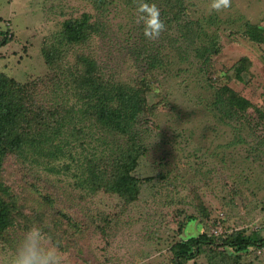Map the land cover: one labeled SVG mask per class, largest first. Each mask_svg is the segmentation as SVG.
Masks as SVG:
<instances>
[{"label":"rangeland","instance_id":"obj_1","mask_svg":"<svg viewBox=\"0 0 264 264\" xmlns=\"http://www.w3.org/2000/svg\"><path fill=\"white\" fill-rule=\"evenodd\" d=\"M198 1L203 8L197 14L200 42L210 48L213 38L218 44L216 52L203 54L209 57L204 65V58L192 54L193 32L179 34L188 28L183 20L168 22L166 17L159 41H148L135 23L138 0H0V30L9 37L0 46V72L24 87L27 116L52 125L42 110L78 100L71 77L83 69L77 66L80 55L95 58L110 81L148 82L151 109L139 125L146 142L134 174L142 182L131 201L92 189L86 179L75 180L87 160L101 158L100 165L109 164L104 142H91L89 133L75 131L74 142L65 148L72 155L60 160L32 154L34 162L5 157L0 180L24 216L15 230H8V241L0 238V264H11L18 240L31 227L42 229L46 245L58 250L62 264H173L169 247L179 238L239 229L264 236V0H232L220 13L210 11L211 0ZM212 12L216 22L206 24ZM83 14L90 15L88 23L97 30L83 42L62 39L64 20ZM248 25L259 26V33L246 31ZM192 28H197L194 23ZM257 34L258 41L251 39ZM134 43L142 48L141 56L157 59L154 67L138 64ZM43 46L59 50L54 70L42 59ZM242 57L249 61L238 78L234 65ZM48 75L56 85L51 94L44 83ZM223 84L254 106L227 124L204 102ZM231 125L240 128V137ZM48 163L56 165L54 172L47 170ZM188 216L194 219L187 222ZM244 260L264 264V248H251ZM186 264L218 261L200 254Z\"/></svg>","mask_w":264,"mask_h":264},{"label":"trees","instance_id":"obj_2","mask_svg":"<svg viewBox=\"0 0 264 264\" xmlns=\"http://www.w3.org/2000/svg\"><path fill=\"white\" fill-rule=\"evenodd\" d=\"M149 1L158 6L162 20L167 17L165 21L168 22L182 20L185 22L188 28L179 31V34L184 35L188 31L193 32L192 35L194 36H191L189 41L193 40L194 37L197 39L195 45H191V49L194 50L192 54L195 55V58H204L201 65H204L205 62L208 63L209 57L207 55L210 52H216L218 44L213 38L210 40V48L206 46L205 42H200L199 31L201 27L199 26L202 23L199 16L203 8L200 7L199 1ZM89 16L83 14L80 18L64 20L61 32L63 34L62 39L65 38L70 43L85 41L91 32L97 30L94 23H88L87 17L89 18ZM215 17L217 15L214 12L208 14L205 23L213 24L216 22ZM193 23L197 28H192ZM247 23L245 21V25ZM248 27H246V31L250 32L249 29L253 31L254 28L258 32L259 26L248 25ZM259 38L260 35L257 34L251 39L258 41ZM8 41L9 37L6 30H0V46ZM183 44V46H187L186 42ZM197 45L198 48H196ZM138 47L136 43L132 45V52L135 53L134 57L138 64L143 67L148 63L149 68L154 67V62H157V59L153 56L151 58L141 56L142 48L139 47L138 49ZM57 52H59L57 47L43 46L41 48L42 59L48 70H54ZM206 53L208 54L203 56ZM77 59V66L83 65V69L78 70L74 74V78L71 77V81L74 86L72 95L75 93L78 100L70 103L67 107L42 110L44 117L49 115L52 118V125H48L45 119L39 122L36 116H27L29 108L24 102L27 97L24 87L12 77L0 72V170L8 154L32 162L35 161L31 158L32 155H35V158L41 157L46 160L47 158L53 160L59 158L60 160L68 154L72 155L67 153L65 148L74 142V132L82 131L89 133L90 141L92 142L93 139L98 146L99 140L104 142L109 151L107 157L109 164L107 165L111 166L100 165L101 158L99 161L97 159L87 160L84 163L81 176L77 175L75 180L78 182L86 179L89 184L94 185L92 189L103 188L105 191L115 193L127 201L136 199L142 179L134 174V170L138 165L143 149H145L143 147L144 142H146V139L142 137L139 125L141 116L151 110L147 104L148 82L145 80L136 83L110 81L103 78L95 58L80 55ZM247 61H249L247 57H242L239 59V63L234 65L236 77H242ZM51 79L52 77L48 75L44 80L46 90L50 88V94L56 86H53L55 79ZM211 94V100H204L205 107L217 112L219 119L226 124L227 120H233L232 117H236L238 114L247 116L249 114L248 108H254L246 97L226 84L214 88ZM68 100L69 98H67ZM60 108L63 109L60 111ZM255 109L258 114L261 113L259 108ZM22 124L24 128L21 127ZM231 126L236 136L240 137V128ZM33 128L34 130H32ZM78 142L80 143L79 146L85 145V141ZM116 145L120 148L118 152L114 148ZM48 165L49 169L46 167L47 170L54 172L56 165L51 163ZM65 168L62 171L63 174H65ZM72 175L75 176V174ZM150 177L145 178L149 180ZM23 216L22 211L16 205L15 197L8 192V188L0 180V238L3 241H8L11 238L8 230H15ZM192 219H194L193 216H188L187 222ZM251 248H264V236L257 230L246 233L243 229H239L230 233L218 234L202 231L196 235H189L186 238L173 241L169 247V254L173 264H186L200 254H205L208 261H218V264H245L244 256ZM249 264L251 263L249 262Z\"/></svg>","mask_w":264,"mask_h":264},{"label":"clouds","instance_id":"obj_3","mask_svg":"<svg viewBox=\"0 0 264 264\" xmlns=\"http://www.w3.org/2000/svg\"><path fill=\"white\" fill-rule=\"evenodd\" d=\"M231 3L232 0H211L210 11L220 13L228 10ZM135 12V23L142 26L143 36L150 42L159 41L166 31V24L161 19L158 6L148 0H138ZM11 264H62V257L56 248L46 245L42 229L31 227L18 240Z\"/></svg>","mask_w":264,"mask_h":264}]
</instances>
